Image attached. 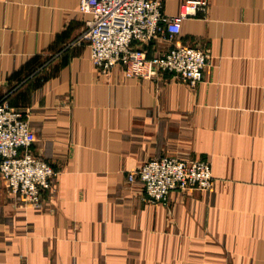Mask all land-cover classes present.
Listing matches in <instances>:
<instances>
[{
  "label": "crops",
  "instance_id": "0c3cea01",
  "mask_svg": "<svg viewBox=\"0 0 264 264\" xmlns=\"http://www.w3.org/2000/svg\"><path fill=\"white\" fill-rule=\"evenodd\" d=\"M174 15L182 0H159ZM78 0H0V97L27 115L56 172L43 208L0 177V264H264V0H208L178 34L133 42L207 48L201 80L100 73L78 40ZM206 159L212 188L144 199L146 160Z\"/></svg>",
  "mask_w": 264,
  "mask_h": 264
},
{
  "label": "built area",
  "instance_id": "2783aa9c",
  "mask_svg": "<svg viewBox=\"0 0 264 264\" xmlns=\"http://www.w3.org/2000/svg\"><path fill=\"white\" fill-rule=\"evenodd\" d=\"M207 7L208 0H182L179 11L167 15L161 12L159 0H78V12L89 17L77 39L86 42L88 58L102 74L120 65L126 77L149 79L170 72L194 86L207 64V48L173 42L165 52L148 57L145 49L132 43L149 42L163 32L171 38L184 18L205 14ZM34 141L27 115L0 97V177L23 206L39 210L43 193L53 188L56 172L33 153ZM134 179L141 181L144 199L153 204L165 202L170 190L210 189L213 183L207 160L169 156L143 162L127 174L128 181Z\"/></svg>",
  "mask_w": 264,
  "mask_h": 264
},
{
  "label": "rangeland",
  "instance_id": "374dc122",
  "mask_svg": "<svg viewBox=\"0 0 264 264\" xmlns=\"http://www.w3.org/2000/svg\"><path fill=\"white\" fill-rule=\"evenodd\" d=\"M191 46V45H190ZM163 156H169V155H163ZM162 157V156H161ZM169 157H173V156H169ZM154 158H156V157H154ZM174 158H177V157H174ZM150 159H152V158H150ZM149 160V159H148ZM184 160H188V159H184ZM206 160V159H205ZM147 161V160H146ZM208 161V160H207ZM210 164V163H209ZM135 171V170H134ZM133 171V172H134ZM210 171H211V169H210ZM212 175V174H211ZM2 179V178H1ZM3 181V180H2ZM4 183V182H3ZM5 185V184H4ZM6 187V186H5ZM211 188H212V186H211ZM210 188V189H211ZM196 189H198V188H196ZM210 189H198V190H205V191H208V190H210ZM174 190H176V189H174ZM171 191V190H170ZM165 203H167V199L165 200V202L163 201V202H160V203H158V204H165Z\"/></svg>",
  "mask_w": 264,
  "mask_h": 264
}]
</instances>
